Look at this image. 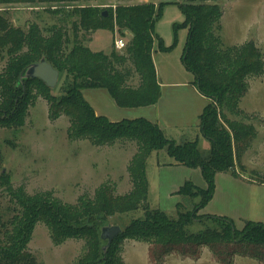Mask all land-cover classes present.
I'll use <instances>...</instances> for the list:
<instances>
[{
  "label": "trees",
  "instance_id": "16d2710c",
  "mask_svg": "<svg viewBox=\"0 0 264 264\" xmlns=\"http://www.w3.org/2000/svg\"><path fill=\"white\" fill-rule=\"evenodd\" d=\"M23 1V0H21ZM61 1V0H45ZM206 0L180 2L187 28L182 61L193 75V84L209 103L199 115V131L209 141L208 151L198 147V141L177 143L164 134L161 127L143 117L123 118L116 122L97 115L84 99L86 88H105L114 103L133 108L155 104L160 97L157 73L153 61L154 22L159 17L163 1L117 6L115 12L104 14L94 7L75 8L79 25L96 31L99 29L127 30L131 37L124 53L115 50L105 53L92 51L77 41L78 26L73 24V46L63 51V33L52 27L48 36L36 24L27 31L15 28L0 13V54L7 52L8 62L0 72V127L20 128L33 91L42 96L48 107L51 121L65 114L69 121L68 137L88 139L94 146L112 145L118 140L136 142L137 149L127 165L132 189L116 194V185L104 181L92 197L82 195L70 205L55 197L52 190L28 194L23 186L14 187L0 176V186L15 203L13 214L5 220L0 209V264H35L27 251L34 226L43 221L55 245L66 239H83L86 251L77 264H124L121 242L128 238L150 245L153 261L161 264L164 256L180 249L181 255L194 258L201 247H208L221 264H233L236 254L251 256L264 262V223L247 220L243 228L235 227L232 219L200 213L214 193V175L231 172L237 175L235 159L255 135L253 126L226 117L224 109L241 115L240 99L248 90V78L264 74V52L253 40L242 45H223L217 34L221 28L222 8ZM19 0H0V4ZM111 10V9H110ZM26 47L24 50L23 48ZM54 66L64 81L58 95L39 78L20 79L27 66L41 58ZM130 62L139 74L136 87L126 85L132 76ZM166 150L173 162L161 163L200 168L206 187L185 180L176 191L181 201L176 204L177 217L148 205L146 162L153 151ZM199 199L194 202L195 199ZM186 202L189 210H182ZM141 214L121 226V233L104 252L105 241L100 228L111 219L123 214ZM200 224V230L190 232V223Z\"/></svg>",
  "mask_w": 264,
  "mask_h": 264
},
{
  "label": "rangeland",
  "instance_id": "374dc122",
  "mask_svg": "<svg viewBox=\"0 0 264 264\" xmlns=\"http://www.w3.org/2000/svg\"><path fill=\"white\" fill-rule=\"evenodd\" d=\"M163 1L159 17L154 22L153 61L157 77L162 87L167 83H182L185 85V96L170 98L164 96L161 110L171 123L186 124L180 130L165 128V134L177 143L182 141H198V147L208 151L209 141L200 133L198 118L189 107L188 99H192L190 89L193 75L185 69L182 52L186 43L187 28L184 26L185 16L179 6L186 0H61L47 2L45 0H19L14 3L0 4V13L6 16L15 28L27 31L29 25L37 24L43 35L48 36L52 27L61 29L63 33V51L68 52L73 46V24L78 26L77 41L81 45H90L94 35L93 49L109 53L115 50L118 54L124 49L114 47V39L122 37L129 41L127 30L115 28L92 31L79 25L75 8H101L107 14L115 12L117 6L143 4L153 2L156 5ZM200 0H196L198 2ZM206 4L216 3L222 8L221 28L217 34L223 45H242L253 40L264 52V0H206ZM111 9V10H110ZM96 32V33H95ZM24 50L26 47L23 48ZM8 54H0V72L8 62ZM124 67L131 70L132 76L126 85L136 87L139 84V74L134 71L130 62ZM63 77L52 90V95H58L63 84ZM248 90L238 104L241 115H234L224 109L226 117L243 125L253 126L255 135L248 141L244 150L235 159L237 174L243 177L264 180V74L253 76L247 80ZM168 88V87H165ZM85 99L95 105L99 114L105 113L116 117L130 118L147 115L149 112L139 109H123L113 103L105 88H86L83 90ZM194 98L192 99V102ZM23 126L20 128L0 127V176L14 187L23 186L28 194L41 190H52L65 203L73 205L78 197H92L95 189L104 181L116 185V194L128 191L131 187L127 165L137 149L136 142L118 140L112 145L94 146L88 139L73 140L68 137L70 121L65 114L51 121L48 117L47 101L33 91V97L28 103ZM188 108V109H187ZM142 110V109H140ZM118 116V115H117ZM173 161L166 150L153 151L147 162L149 184L148 205L159 208L165 213L177 217L176 204L181 201L172 186H182L185 180H190L193 169L187 166L180 168H164L158 173L161 162ZM160 164L158 166V163ZM170 165V164H168ZM165 165L164 167H166ZM193 178V176L191 177ZM194 180V179H193ZM196 180V179H195ZM197 186V181H193ZM162 183V185H161ZM172 187V188H171ZM179 189V188H178ZM199 199H195L197 202ZM14 202L6 191V186H0V209L7 220L13 214ZM191 204L186 202L182 210H189ZM201 213V212H200ZM141 214L140 211L120 215L111 219L119 226H124L130 219ZM185 228L190 232L200 230V224L190 223ZM120 256L124 264H157L150 257V245L143 241L125 238L121 242ZM27 251L34 257L35 264H77V259L86 251L83 239H66L55 245L47 226L38 222L32 231L27 244ZM233 264H264L251 256L236 254ZM239 260H247L239 263ZM161 264H221L208 247H201L197 257L190 254L181 255L180 249L164 256Z\"/></svg>",
  "mask_w": 264,
  "mask_h": 264
},
{
  "label": "crops",
  "instance_id": "0c3cea01",
  "mask_svg": "<svg viewBox=\"0 0 264 264\" xmlns=\"http://www.w3.org/2000/svg\"><path fill=\"white\" fill-rule=\"evenodd\" d=\"M94 35L95 34L92 35V39L90 40L91 43L88 47L92 51L98 52L99 50H95L92 48L94 44L93 43ZM157 79H158L159 86L161 87L160 97L157 100V102L149 106L133 107L134 109H139L136 111H145V112H149V114H147L146 116L145 115L133 116L128 119H133L134 117H143L147 120L157 123L163 130L164 134H165V128L180 130L181 128H183V126H186V124L180 125V123H176V122L171 123L170 119L164 116L162 112H159V110H161V106H162L161 101L164 96L168 95L170 98H180V96L181 97L185 96L186 86L182 85V83L180 82V83H167V86L162 87L163 85L160 82L158 77ZM191 83H192V86L189 91H190V95L192 99L194 98V101L192 102V99H188L187 101H189L190 109L194 111L193 116L198 118L197 122L199 124V120H200L199 115L202 112L203 108L207 105V103H209V101L205 96H203L199 92L197 86L193 84V81H191ZM165 87H168V88H165ZM83 96L85 99L84 93H83ZM87 102L89 103V105L92 106V108L94 109L97 115H101V116L104 115L109 120L114 121V122L123 119L122 117L119 116L120 114L119 110H116L115 113H113V114H116V117L111 116L109 114L107 115L105 113L99 114L98 110H96L95 108V105L90 101H87ZM120 108L133 109V108H125V107H120ZM172 139H174V137ZM147 162H148V159H147ZM147 162H146V166H147ZM168 162H171V161H168ZM159 163H158V166L160 165ZM182 166H185V165H178V164L172 163L164 167L161 164V166L158 168V173L159 171L161 172L162 169L164 168H172V167L180 168ZM191 169H193L192 175H191V177L193 176V178L190 177V181L192 182L197 181V183L199 182L198 184H200L199 185L200 187H206L207 183L201 175L200 168L198 167V168H191ZM146 176H147V182L149 186L150 182L148 180L147 168H146ZM213 180L215 183L214 193L212 195L213 197L205 206H203L199 210V212L208 214V215L225 216L229 219H232L235 227L239 229L243 228V225L247 220L264 223V180L258 181L255 179L243 177L242 175H239V174L233 175L230 171L215 173ZM149 187H148V192H149ZM172 187H173L172 192L176 193L179 186L174 185ZM131 189H132V182H131L130 189L120 194L127 193ZM243 261L246 262L247 260H239V263L240 262L243 263ZM234 264H237V261H235Z\"/></svg>",
  "mask_w": 264,
  "mask_h": 264
},
{
  "label": "water",
  "instance_id": "95a60500",
  "mask_svg": "<svg viewBox=\"0 0 264 264\" xmlns=\"http://www.w3.org/2000/svg\"><path fill=\"white\" fill-rule=\"evenodd\" d=\"M104 14L106 15L107 12L104 11ZM129 37H131L130 34ZM59 75L60 74L58 70L42 57L36 63H32L27 66L20 79L22 80V78L29 77L35 79L39 78L45 83L47 87L53 88L58 81ZM100 231V238L101 240L105 241V252L109 247L110 243L113 241V239L117 237L122 230L121 226H119L118 224L106 223L100 228Z\"/></svg>",
  "mask_w": 264,
  "mask_h": 264
},
{
  "label": "built area",
  "instance_id": "2783aa9c",
  "mask_svg": "<svg viewBox=\"0 0 264 264\" xmlns=\"http://www.w3.org/2000/svg\"><path fill=\"white\" fill-rule=\"evenodd\" d=\"M127 45V41L122 37H117L114 39V47L117 49H124Z\"/></svg>",
  "mask_w": 264,
  "mask_h": 264
}]
</instances>
